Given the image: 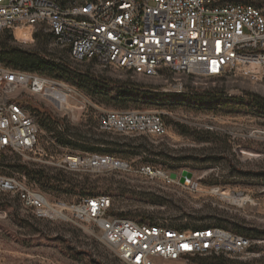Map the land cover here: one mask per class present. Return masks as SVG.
<instances>
[{
	"label": "rangeland",
	"instance_id": "1",
	"mask_svg": "<svg viewBox=\"0 0 264 264\" xmlns=\"http://www.w3.org/2000/svg\"><path fill=\"white\" fill-rule=\"evenodd\" d=\"M261 7L264 10V2ZM2 44L64 66L67 72L59 76L25 71L69 84L92 105L84 108L83 101L75 98L62 109L49 100L30 98L27 103L38 115L43 153L30 155L38 160L35 162L23 161L17 155L9 157L14 162L6 159L0 163L1 174L12 175L25 162L28 168L44 171L53 179L49 186L55 189L43 188L41 180L40 184L35 181L51 202L71 205L84 197L105 195L112 201V212L122 218L164 222L175 229L233 232L253 242L250 256L199 262L264 264V107L253 101L256 97L264 102V74L231 72L217 81L189 78L187 93L175 95L162 79L72 62L47 36L20 43L6 33L0 35ZM72 72L96 79L105 88L92 96L85 83L78 87L68 79ZM95 108L159 112L166 133L101 132ZM64 153L109 155L128 168L65 172L55 165ZM147 167L152 175L144 173ZM183 170L193 175L187 186L178 182ZM171 173L177 174L176 180L170 179ZM0 264L121 263L101 243L91 224L36 219L12 196L0 194Z\"/></svg>",
	"mask_w": 264,
	"mask_h": 264
},
{
	"label": "built area",
	"instance_id": "2",
	"mask_svg": "<svg viewBox=\"0 0 264 264\" xmlns=\"http://www.w3.org/2000/svg\"><path fill=\"white\" fill-rule=\"evenodd\" d=\"M263 2L0 0V35L7 33L20 43L47 36L72 62L162 79L172 94L182 95L188 91L189 78L217 81L231 72L264 74ZM30 98L49 100L62 109L75 98L83 101L84 108L92 105L61 80L0 64V163L10 162L14 155L35 162L30 155L43 153L38 115L27 103ZM95 109L101 132L166 133L159 112ZM55 165L70 173L128 168L109 155L89 153H64ZM143 171L152 175L148 167ZM0 194L12 196L36 219L91 224L121 264H202L199 261L205 258L251 255L250 239L221 228L175 229L164 222L119 217L105 195L84 197L71 205L51 202L23 169L10 176L0 173Z\"/></svg>",
	"mask_w": 264,
	"mask_h": 264
},
{
	"label": "trees",
	"instance_id": "3",
	"mask_svg": "<svg viewBox=\"0 0 264 264\" xmlns=\"http://www.w3.org/2000/svg\"><path fill=\"white\" fill-rule=\"evenodd\" d=\"M0 63H5L7 67H11L13 69L38 72L40 74H46L48 76H59V74H62L63 72H67L64 66L57 64L52 60L35 58L29 53L22 52L15 48H9L4 44L0 46ZM67 77L68 79H71L72 82H76V85L78 87H82L83 84L85 83L87 85L86 86L87 92L92 96L96 93L101 92L105 88L101 86L98 80L88 78V76L84 74H76L72 72V73H68ZM119 95H121V98L123 97L122 94ZM257 99L258 98L256 97L253 98V101H255L256 105L264 107V102ZM59 140L64 145L69 144L63 139H59ZM90 151H97V149L91 148ZM21 169H23L26 172L29 179L34 180L39 184L41 180L42 182L41 184L43 188H45L44 185L49 186V183L51 182V180H53L52 178L45 175L44 171L28 168V166L26 165L21 166ZM49 187L55 189L54 186H49Z\"/></svg>",
	"mask_w": 264,
	"mask_h": 264
},
{
	"label": "water",
	"instance_id": "4",
	"mask_svg": "<svg viewBox=\"0 0 264 264\" xmlns=\"http://www.w3.org/2000/svg\"><path fill=\"white\" fill-rule=\"evenodd\" d=\"M193 175L191 172L187 171V170H183L180 173V176L178 178V182L179 184L183 185V186H187L190 184V181L192 179ZM170 179L171 180H176L177 179V174L175 173H171L170 174Z\"/></svg>",
	"mask_w": 264,
	"mask_h": 264
},
{
	"label": "bare ground",
	"instance_id": "5",
	"mask_svg": "<svg viewBox=\"0 0 264 264\" xmlns=\"http://www.w3.org/2000/svg\"><path fill=\"white\" fill-rule=\"evenodd\" d=\"M61 103H64L65 101L61 100V99H58ZM243 154V153H242Z\"/></svg>",
	"mask_w": 264,
	"mask_h": 264
}]
</instances>
